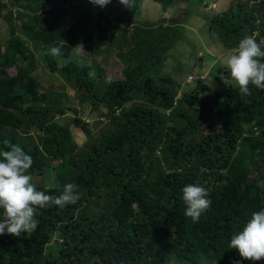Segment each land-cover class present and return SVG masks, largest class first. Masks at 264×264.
<instances>
[{"label": "trees", "instance_id": "1", "mask_svg": "<svg viewBox=\"0 0 264 264\" xmlns=\"http://www.w3.org/2000/svg\"><path fill=\"white\" fill-rule=\"evenodd\" d=\"M151 1L164 10L176 2ZM187 1L186 9L197 7ZM69 5L81 20L62 33ZM114 12L92 0H0L10 35L5 45L0 39V151L8 140L33 157L38 190L59 196L74 182L80 195L75 204L37 209L34 233L0 235V264H252L229 243L264 208V89L250 85L251 95L243 94L218 67L212 77L227 76L228 88L211 95L199 80L184 91L160 70L183 37L180 25H146L135 8ZM207 24L228 51L245 36L260 43L264 0H231ZM78 45L93 56L117 47L124 78H105L104 62H74ZM53 46L59 56L48 54ZM35 51L63 78L57 91L44 92L33 78ZM68 89L78 105L72 113L84 104L99 112L93 126L76 116L57 121L71 108L62 101ZM188 184L205 187L211 200L195 223L184 214Z\"/></svg>", "mask_w": 264, "mask_h": 264}, {"label": "rangeland", "instance_id": "2", "mask_svg": "<svg viewBox=\"0 0 264 264\" xmlns=\"http://www.w3.org/2000/svg\"><path fill=\"white\" fill-rule=\"evenodd\" d=\"M197 7L186 9V4H189L187 0H176L174 6L167 7L165 10L161 5L152 2L151 0H142L135 5V9L139 14H137L136 19H141L146 25H155L156 23H168L172 25L179 24V29H181L182 39L178 41L174 49L170 50L168 57L162 66L161 74L171 76L173 79H177V84L184 91L194 87L193 82L199 80H205L209 86V93L214 95L229 86V81L227 76H222V79L216 81L212 76L216 72V68L223 67L227 69L226 59L231 54L232 51L226 50L221 44L218 37L211 32L208 24L207 17L210 15H215L222 11H225L231 0H191ZM110 4L114 9V14H121L127 8L119 3V0H111ZM72 5V4H70ZM68 6L65 13L64 28L60 29L63 33L66 29L72 25L77 26L78 20H81L78 12H74L72 6ZM49 10V9H48ZM132 10V9H129ZM191 12V14H189ZM106 16L110 18V25H115L116 21L113 15L107 13ZM136 19L132 18L133 24H138ZM87 23V30H90L91 38L95 43L98 41L99 33L94 30V27ZM124 23H120V26L124 28ZM128 29V28H127ZM128 31H131L128 29ZM9 26L1 22L0 23V39L3 45L8 41ZM262 45L264 46V38L261 39ZM106 48L107 46H101ZM89 50L86 47L75 48L74 62L80 64H88L93 61L97 64L105 63V78L110 81L121 80L124 78L122 70L124 68V63L122 61V56L118 51V48L112 46L109 49L107 55H96L93 56L89 54ZM33 59L35 60L34 70L31 72L33 78L40 84L44 92L57 91L60 84L63 83V78H59L56 74L50 72L45 65L42 63L38 57L37 52H34ZM106 59V60H105ZM109 62L108 64L105 61ZM114 61L115 65L111 64ZM9 73L11 75L15 74L14 69H10ZM188 80V83H186ZM67 95L72 96L73 92L68 89L66 91V98L62 101L71 108L64 112L63 115L57 117V121L60 124H64L66 121H70L71 118L76 116L79 119L85 121L86 124L93 126L94 121L98 117L97 111H90L87 104H84V112L79 111L78 113H72L71 109H78L77 102L67 99ZM71 111V112H70ZM101 111V110H100ZM74 140L79 144H84L86 141V136L80 132L79 128L72 127L71 129ZM31 135H37V131L32 129L30 131ZM37 178L34 181L37 182ZM42 179L40 180V182ZM44 184V183H42Z\"/></svg>", "mask_w": 264, "mask_h": 264}, {"label": "clouds", "instance_id": "3", "mask_svg": "<svg viewBox=\"0 0 264 264\" xmlns=\"http://www.w3.org/2000/svg\"><path fill=\"white\" fill-rule=\"evenodd\" d=\"M92 2L103 7L111 0ZM119 3L132 9L136 0H119ZM77 47H81L83 51L82 45ZM48 54L59 56L61 47H51ZM226 66L241 93L251 95L250 85L264 89V46L257 42L255 34L239 41L238 47L227 57ZM4 144L9 150L0 151V235L7 233L19 237L22 233L30 234L37 230V209L75 204L80 195L74 182L66 183L59 196L38 190L30 171L34 163L33 157L21 146L11 144L8 140ZM182 193L187 205L185 216L190 217L194 223L198 222L201 215L211 207L209 191L199 184H188L183 187ZM229 248L236 249L242 259L251 261L252 264L264 261V208L252 212L242 230L231 237Z\"/></svg>", "mask_w": 264, "mask_h": 264}, {"label": "water", "instance_id": "4", "mask_svg": "<svg viewBox=\"0 0 264 264\" xmlns=\"http://www.w3.org/2000/svg\"><path fill=\"white\" fill-rule=\"evenodd\" d=\"M42 183H44V180H42V181L40 182V184H42Z\"/></svg>", "mask_w": 264, "mask_h": 264}]
</instances>
